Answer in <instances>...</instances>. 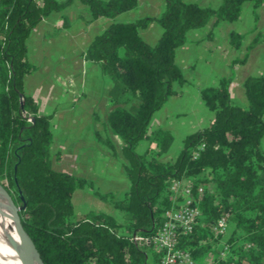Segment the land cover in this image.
Segmentation results:
<instances>
[{
    "label": "trees",
    "instance_id": "obj_1",
    "mask_svg": "<svg viewBox=\"0 0 264 264\" xmlns=\"http://www.w3.org/2000/svg\"><path fill=\"white\" fill-rule=\"evenodd\" d=\"M70 1L2 0L0 181L6 182L7 196L15 207L24 204L17 213L19 222L41 263L156 264L158 254L148 257L149 246L132 237L149 239L156 232L161 214L175 206L168 187L180 181L190 186L199 218L190 233L179 237L178 246L195 264H264V154L259 148L264 134V71L243 80L245 107L230 102L229 79L220 78L215 86L200 89L199 98L212 113L211 121L182 139L175 158L158 161L172 141L168 132H146L151 116L175 94L172 85L184 84L173 53L185 42V33L210 20L212 27L234 22L243 2L255 9L264 0H221L215 9L164 0L159 17L111 22L89 43L83 58L96 65L111 84L106 126L121 143L123 172L129 183L120 198L95 191L93 196L118 211L122 223L101 212L73 214V191L92 190V184L50 168L49 117L40 115L22 91L23 77L33 71L25 49L29 32ZM78 1L91 20H112L136 6V0ZM149 23L161 30L152 46L138 36V30ZM227 40L237 49L241 37L229 33ZM258 41L253 39L247 50ZM243 62L244 57L232 64ZM140 140L147 146L137 153ZM102 143L113 150L107 140ZM197 187L202 193L195 196ZM221 216H226L227 231L213 237L209 228Z\"/></svg>",
    "mask_w": 264,
    "mask_h": 264
},
{
    "label": "crops",
    "instance_id": "obj_2",
    "mask_svg": "<svg viewBox=\"0 0 264 264\" xmlns=\"http://www.w3.org/2000/svg\"><path fill=\"white\" fill-rule=\"evenodd\" d=\"M55 1L62 4L66 0ZM183 1L210 9L217 8L221 2ZM163 9L164 0H136L134 9L120 13L112 20H91L85 6L78 0H71L58 12L41 19L27 36L26 57L33 71L23 77L22 91L34 101L40 115L49 117V160L65 165V170L58 173L90 181L93 185L92 190L73 191L76 204L91 201L95 198L94 191L117 196L129 188L123 172L121 143L106 126V116L111 109L108 100L111 84L96 65L83 58V53L91 40L111 22L132 23L157 18ZM160 33L155 23L138 30L139 38L148 46L154 45ZM229 33L241 37L237 49L228 44ZM184 37L185 42L173 53L174 64L181 71L184 84L172 85L175 94L151 116L146 127L147 133L160 129L172 137L171 145L158 158L159 162L173 159L186 135L210 123L212 113L201 102L200 89L215 86L220 78L229 79L230 102L245 107L243 80L264 71V4L254 9L250 2H243L234 22H220L212 27L210 20L201 28L187 31ZM255 38L258 43L247 50ZM243 57L242 64H232ZM104 140L113 150L102 143ZM263 140L264 134L261 144ZM76 204H71L74 215L88 212ZM100 208L105 209L104 205ZM107 211H110L109 207L103 213Z\"/></svg>",
    "mask_w": 264,
    "mask_h": 264
},
{
    "label": "built area",
    "instance_id": "obj_3",
    "mask_svg": "<svg viewBox=\"0 0 264 264\" xmlns=\"http://www.w3.org/2000/svg\"><path fill=\"white\" fill-rule=\"evenodd\" d=\"M168 191L170 200L175 203V206L161 214V223L156 232L149 239L132 237V240L140 245H148L154 253L158 254L156 264H195L190 254L178 246L179 237L190 233L199 218L193 192L188 184L180 181L172 182ZM201 193L202 189L199 187L194 190L195 196ZM226 231V216L217 218L209 228L213 237L224 235ZM222 254L223 252L219 256Z\"/></svg>",
    "mask_w": 264,
    "mask_h": 264
},
{
    "label": "rangeland",
    "instance_id": "obj_4",
    "mask_svg": "<svg viewBox=\"0 0 264 264\" xmlns=\"http://www.w3.org/2000/svg\"><path fill=\"white\" fill-rule=\"evenodd\" d=\"M263 120H264V118H263ZM50 131V130H49ZM50 136H51V133H50ZM171 136V135H170ZM172 138V137H171ZM170 145H171V143H170ZM169 145V146H170ZM139 146H140V148H139ZM147 146V143H146V141H144V140H140L138 143H137V145H136V147H135V152H137V153H140V152H142L141 150H143L144 149V147H146ZM169 148V147H168ZM259 148L263 151L264 150V140H263V142H262V144L259 142ZM170 151V150H169ZM261 151V152H262ZM169 153V152H168ZM171 153V152H170ZM263 153V152H262ZM177 154H178V152L175 154V155H173V157L172 158H175L176 156H177ZM264 154V153H263ZM123 157V156H122ZM50 161V160H49ZM64 163H68V161H65ZM64 167H65V165L64 164H62V163H60L59 161H50V168L53 170V171H57V172H61V170H65L64 169ZM90 182V181H89ZM92 184V183H91ZM92 187H93V185H92ZM83 189V188H82ZM88 189V188H87ZM8 191V187H7V184H6V182L5 181H0V217H4L7 213H9L10 212V209L9 208H11L10 207V205H9V202H8V196H7V192ZM100 194V193H99ZM123 193H120V194H118L117 196H114L115 198H120L121 197V195H122ZM6 200V202H7V204H6V202H5V200ZM70 202H72L71 204H76L75 202V199L73 198V196L71 195V199H70ZM101 201H99V200H97L96 198H91V201L89 200V201H86V202H83V203H81V201H79V203H77L76 204V207L78 206V207H81V210H87V211H92V212H101V213H103V211L107 208V207H109V205L108 204H106V203H104V202H102V203H100ZM8 205V206H7ZM103 206L104 205V208L105 209H103V208H100V206ZM9 207V208H8ZM84 208V209H83ZM109 210L110 211H107V213H104V214H108V215H110V216H112L113 218H115L116 220H117V222H119V223H122V219L120 218L121 216H120V213L118 212V211H116V210H113V209H111L110 207H109ZM109 212V213H108ZM1 219V218H0ZM145 252H146V254H147V256L149 257L151 254H153V251H152V249L151 248H148L147 250H145Z\"/></svg>",
    "mask_w": 264,
    "mask_h": 264
},
{
    "label": "bare ground",
    "instance_id": "obj_5",
    "mask_svg": "<svg viewBox=\"0 0 264 264\" xmlns=\"http://www.w3.org/2000/svg\"><path fill=\"white\" fill-rule=\"evenodd\" d=\"M8 202L11 207H8L10 212L4 217H0V264H22L23 253L16 233L12 216L13 207L9 198ZM29 257L32 260V264H36L31 251L29 252Z\"/></svg>",
    "mask_w": 264,
    "mask_h": 264
},
{
    "label": "water",
    "instance_id": "obj_6",
    "mask_svg": "<svg viewBox=\"0 0 264 264\" xmlns=\"http://www.w3.org/2000/svg\"><path fill=\"white\" fill-rule=\"evenodd\" d=\"M2 12H3V6H2V0H0V76H1L2 67H3V50H2V47H3V41H4L3 31L5 29V22H4L5 18H4V15L2 16ZM20 201H23L21 196H20ZM11 205L13 207L12 216H13V220H14V225H15L17 236L19 237V240H20V247H21V250L23 253L22 264H32V260L29 257L30 251L33 254V258H34L35 263L36 264H42L39 257H38V254L36 253L34 247L32 246V244L30 242V240L27 238V236L23 232L21 225H20V222H19V217H18L17 213H18V211H20L24 207V204L22 203L21 207H15L11 201Z\"/></svg>",
    "mask_w": 264,
    "mask_h": 264
}]
</instances>
